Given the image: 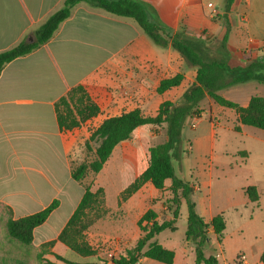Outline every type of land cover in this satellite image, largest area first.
<instances>
[{
	"label": "crops",
	"instance_id": "crops-1",
	"mask_svg": "<svg viewBox=\"0 0 264 264\" xmlns=\"http://www.w3.org/2000/svg\"><path fill=\"white\" fill-rule=\"evenodd\" d=\"M64 1L0 0V52L12 48L24 39L29 40L32 33L52 13L62 7ZM139 1L143 3L149 21L162 26L171 36L181 32L186 36L211 41L222 39L226 31L222 17L224 8L217 9V15L212 14V9L207 6L211 1ZM214 8L216 9L215 5ZM238 11L237 4L231 15H237ZM241 16L242 22L247 20L244 13ZM248 33L249 27L246 23L232 24L227 43L230 63L235 60L241 62L239 63L241 65H246L264 54V32L262 31L258 40L249 37L248 40L245 39ZM178 73L184 75L182 83L165 91L161 94L162 98L155 100L161 80ZM195 75L196 69L188 66L177 50L171 45L167 47L156 45L132 18L116 16L84 2L76 4L69 18L59 26L48 42L31 53L7 63L0 72V204L11 208L12 219L43 210L58 196L52 195L49 200L42 202L37 192L40 190L60 192L59 181L66 172H69L71 179L74 180L72 178L74 151L78 149L80 142L89 141L92 132L106 118L119 116L136 108L141 109L146 115H155L162 102L180 100L195 81ZM79 85L83 86L87 95L99 106L100 113L79 128L63 131L58 124L56 103ZM117 87L120 88L122 96L117 93ZM124 90L128 91V95L123 94ZM221 92L222 90L219 93ZM206 98L209 97L203 100ZM150 107L153 108V112H147ZM222 108L224 107L219 108V111ZM207 116L206 112H202L199 118L191 119L196 129L192 130L194 135L191 139L190 155L196 151L198 167L195 170L204 183H207L205 181L207 178L209 182L211 181L214 168L204 164L202 155L205 151L201 153V150L208 147L212 149L216 142L215 130L206 119ZM90 124H94V129L88 131L87 127ZM148 127L151 126L137 128L130 139L121 142L120 152L123 154L120 159L123 161L129 159V167L134 168L136 173L126 186L115 187L117 196L149 165V146L145 150L142 143L149 137L156 136ZM242 127L245 126L241 125ZM199 128L202 131L196 132ZM129 141L134 144L127 148L126 143ZM115 148H119V144ZM114 162L113 157H110L103 169L96 174L101 187L102 177H110L112 170L116 168ZM170 185L171 181H166L164 190ZM190 186L193 188L191 198L195 202L194 197L198 199L201 196L202 187L197 190L196 185L190 183ZM244 188L246 187L242 188V192ZM146 191L152 198L154 193L163 190H157L147 182L129 197L124 205L134 214L137 223L146 212L143 210L145 202H148ZM165 193L171 194V191ZM82 196L78 195L72 202L71 209L64 218L59 214L62 206V202L59 201L58 207L48 219L34 229V239L28 248L40 251L42 244L56 239ZM246 197L244 203L253 204L247 195ZM184 202L183 199L182 203ZM235 207L237 204L232 203L231 208ZM149 208L154 209V205H150ZM199 214L206 221L215 216L213 213L208 217H205L203 212ZM168 217L169 215L166 216ZM8 218L9 215L4 217V225ZM16 247L20 251H15ZM68 251L71 250L61 242H56L51 248V252L64 257V253ZM263 251H260V257ZM26 252L27 248L18 243L12 245L0 242V258H24ZM52 256L47 254L44 258L56 262ZM145 260H149L148 264H154L153 260Z\"/></svg>",
	"mask_w": 264,
	"mask_h": 264
},
{
	"label": "trees",
	"instance_id": "trees-1",
	"mask_svg": "<svg viewBox=\"0 0 264 264\" xmlns=\"http://www.w3.org/2000/svg\"><path fill=\"white\" fill-rule=\"evenodd\" d=\"M87 3L92 7L101 8L108 13L120 17L132 18L140 28L160 46L171 45L185 59L188 66L196 69L195 81L184 92L180 100L162 102L155 115H146L139 108L124 112L119 116L106 118L91 134L90 142H96L94 158L88 162L80 163L72 167V178L83 182L88 173L98 174L110 159L115 147L123 141L131 138L132 133L141 126L159 128L167 124V139L163 143L149 146L148 167L121 192V200L125 201L136 193L147 182H150L157 190H164L166 181L170 180V190L173 194L171 203L175 206L172 211V219L159 221L158 213L149 208L139 219L137 225L141 236L137 239L133 249L127 250L125 256L113 258L112 264H137L141 259H150L163 264H175L176 253L165 247L156 237L163 231L177 230L176 222L180 216V205L184 199L188 207L187 230L185 239L195 241L196 264H217L214 256L206 258L203 246L209 239V229L222 241L226 229V221L223 213L215 215L210 221H206L196 209L192 200L193 188L189 182L183 180L176 173L173 161H181L184 150L181 146V129L184 120L188 117H198L195 112L200 102L209 97L217 105L236 111L238 123L236 131H240L241 125L260 129L264 132V96H252L246 106H240L236 102L223 97L219 92L227 87L257 81L264 84V54L258 56L254 61L246 65H231L230 52L227 47L228 35L234 21H232V10L239 0H225L224 18L226 31L222 39L206 41L202 38L186 36L178 32L174 36L169 35L159 24L149 21L144 5L139 0H65L62 7L52 13L33 33V41L22 40L17 45L0 52V72L4 66L16 58L25 56L41 45L48 42L59 26L69 18L72 8L78 3ZM212 46L220 58H206L204 50ZM184 80V75L178 73L172 77L161 80L157 92L164 93L179 86ZM74 101V106H71ZM58 124L61 130L70 131L79 128L82 124L96 117L100 113L99 106L87 95L83 86L79 85L70 90L66 96L61 97L56 103ZM85 191L69 218L63 230L54 240L41 245L38 258L43 259L44 254H52L56 262L45 259V264H99L96 261L75 262L51 252L56 242L66 245L71 251L82 257H91L95 251L83 241L84 232L102 215L97 214L94 218H88L91 209L99 205V188L92 191L89 186H84ZM245 193L251 202L259 201V193L256 186H248ZM181 195V196H180ZM59 200L55 199L43 210L12 219V210L4 206L10 214L5 223L7 236L20 246L28 248L34 239V229L42 225L51 213L58 207ZM61 263H59V262ZM260 262L264 264V251ZM0 264H28L21 257H1Z\"/></svg>",
	"mask_w": 264,
	"mask_h": 264
},
{
	"label": "rangeland",
	"instance_id": "rangeland-1",
	"mask_svg": "<svg viewBox=\"0 0 264 264\" xmlns=\"http://www.w3.org/2000/svg\"><path fill=\"white\" fill-rule=\"evenodd\" d=\"M206 1H211L216 7V11L224 8L225 0ZM238 5V14L232 16L231 20L235 24L246 23L248 25L249 33L246 34L245 39L248 40V37L254 40L260 39L262 31L264 32V0H239ZM242 13L247 16V20L244 22L241 21ZM203 54L206 58H220L212 46L207 47ZM239 63L241 62L231 61V65H241ZM116 91L122 96L119 87ZM220 94L240 106H245L252 96H264V84L251 80L227 87ZM160 98L162 95L158 93L155 100ZM71 106H74V101H71ZM219 108L221 107L213 100L206 98L199 104L195 112V115L199 114V117L202 112H206L208 115L206 119L209 120L216 133L214 147L201 150V153L205 151L202 155L204 164L214 168L211 181L209 182L207 178L205 180L207 183H204V180L199 177L198 171L195 170L198 167V160L195 159L196 151L190 155L191 139L194 135L192 130L196 129V126L192 125L191 117L184 120L181 129L183 158L181 161L174 160L173 163L179 177L196 185L197 190L202 187L201 196L198 199L194 197L197 201L195 202L198 212H203L205 217H208L211 213L217 215L223 211L226 221L224 238L222 241L219 240L213 229L210 228L209 239L202 248L204 256L206 258L214 256L217 264H247V261L249 264H262L259 262V255L260 251L264 250V132L250 126L242 127L240 131H236L235 127L239 125L236 111L228 108H222L219 111ZM152 109L150 107L147 112H153ZM148 128L156 137L151 136L142 143L145 150L148 146L163 143L167 139V124H163L159 128ZM200 128L196 132H201ZM93 129L94 124L88 125V131ZM87 142L89 141L80 142L78 149L74 151L72 167L94 158L97 144L91 141L89 148ZM133 144L134 142L129 141L126 143V147L129 148ZM121 147L120 143L119 148H115V154L111 155L116 168L112 170L110 177H102V187L94 173H88L83 182H78L72 180L69 172H66L59 181L60 192L57 190L37 192L42 202L49 200L52 195H57V199L62 202L59 214L64 218L69 213L72 202L78 198V195L82 196L85 191L84 186H89L94 192L99 188L103 190L99 196L101 202L89 211L88 218H94L97 214L102 216L84 232L82 237L83 241L95 251V255L82 257L73 251L64 253L65 257L71 261H96L99 264H112L113 258L125 256L127 250L133 249L142 234L134 214L124 206L127 200H121V194L117 196L115 190V187H124L131 182L136 173L134 168L129 167V159L128 161L120 159L123 154L120 152ZM252 185H256L259 201L245 204L244 201L247 199L245 189ZM243 187H246L243 189L244 193L242 192ZM169 190L168 187L166 190L154 193L152 198L148 191L145 192L148 202H145L143 210L154 205V210L158 213L161 222L172 219V211L175 208L171 203L172 192L167 195L165 193ZM232 203H236L237 207L232 209ZM187 214L188 207L184 202L181 206V215L176 222L177 230L174 232L165 230L156 237L165 247L175 251V264H196L197 245L195 241L185 239ZM6 215L10 216L8 210L0 204V242L15 245L17 243L6 236L3 220ZM167 215H169L168 218H166ZM14 249L20 251L17 247ZM37 253L38 251L27 248L25 260L28 264H45V258H38ZM46 255L47 253L44 254V256ZM52 259L55 257L52 256ZM147 262L149 260L141 259L138 264H148ZM153 262L154 264H163L157 261Z\"/></svg>",
	"mask_w": 264,
	"mask_h": 264
},
{
	"label": "built area",
	"instance_id": "built-area-1",
	"mask_svg": "<svg viewBox=\"0 0 264 264\" xmlns=\"http://www.w3.org/2000/svg\"><path fill=\"white\" fill-rule=\"evenodd\" d=\"M207 6H208V8H211L212 9V14H214V15H217L218 14L217 11H216V9L214 8V5H213L212 2H209L207 4ZM123 94L124 95H128V91L127 90H124Z\"/></svg>",
	"mask_w": 264,
	"mask_h": 264
},
{
	"label": "water",
	"instance_id": "water-1",
	"mask_svg": "<svg viewBox=\"0 0 264 264\" xmlns=\"http://www.w3.org/2000/svg\"><path fill=\"white\" fill-rule=\"evenodd\" d=\"M29 41H33V38L31 37V38H29Z\"/></svg>",
	"mask_w": 264,
	"mask_h": 264
}]
</instances>
